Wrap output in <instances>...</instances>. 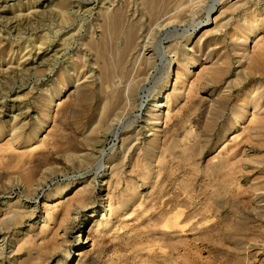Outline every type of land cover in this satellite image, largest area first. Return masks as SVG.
Returning a JSON list of instances; mask_svg holds the SVG:
<instances>
[{
	"label": "rangeland",
	"instance_id": "374dc122",
	"mask_svg": "<svg viewBox=\"0 0 264 264\" xmlns=\"http://www.w3.org/2000/svg\"><path fill=\"white\" fill-rule=\"evenodd\" d=\"M61 1L64 2L63 0H0V14L5 15V17L0 20V35L3 36L5 41V45L0 49V103L3 105V107H0V123L2 126L5 124L3 127H5L4 131H6L4 136L0 138V214L2 213L0 215V264H73L75 258L74 250L76 249V238L79 234V222L86 212L94 210V207H98V203L100 205V202L102 201L99 196L100 187L104 180H107V173L104 170L105 168L99 170L96 169V162L90 164L86 162L81 163L76 157L68 158L66 155V149L69 150L71 147L74 148L78 146V141L82 140V133L84 129H88L91 118H93V115L97 111L98 104L100 103L102 90L106 88L108 82L113 85L112 87L109 83L112 88L118 89H122V87L124 88L127 85L126 83L131 79V74H135V71L137 70L136 66L139 67L138 58L140 56L138 55L145 50V47L146 58H144L143 62H140L141 66L138 68L139 70H137L138 74L136 73L137 76L135 75L137 78L134 76L137 80L140 78L138 82L139 87L141 88H139V93L135 94L134 100H136L131 104V107H127L123 110L121 109L120 112H123L127 117H130V121L132 120L133 122L130 123L127 121L124 124L122 127V136L123 134H127V132H129L128 134H131L137 130H140L142 133L139 138L141 137L142 139L143 136H147L149 131H147L146 128L145 116L148 109H151L155 104L154 100H156V95L160 89L162 90L167 87L168 84V90L170 91L174 81V62L176 60H174V52L171 51L172 49H170V47L175 45L177 47V53L182 55V51L187 50V43L189 42L191 43L190 47H194V50H189L188 53L196 51L195 54L197 53V56L201 57L203 61H207L205 64L199 66L201 68L204 67L203 69H205L206 73L200 81H196L198 87H195L194 89L197 88L196 90L198 91L199 96L195 93L194 96L197 99H195V97L194 99L192 98L191 102L193 103H190V106L188 105V107L187 105L185 107L184 105H180L183 100H181L182 102H179V106L176 105L177 108L175 109L180 108L181 110H178L179 112L176 111L175 115L178 120L181 119V122L177 126V129L174 130L171 137L174 138L172 139L173 141L178 142H173L175 145L181 144L180 146H174V144L171 143L174 151L166 154L167 161L170 162L168 163L166 173H163L161 176V178L164 177L162 180H165L168 176L166 178L167 181L164 182V189L151 190L150 185L147 184L141 185L140 188L142 189H139V194L138 192L133 193V190L129 189L130 191L128 190L127 192L130 195L131 202L125 209L126 212L124 217L115 220V228L117 230L115 229L116 233H114L116 235H120L121 233L120 237L122 238L120 240H123L120 241L118 240L119 238L114 240L113 237L111 238L110 234L108 236V233L104 232V234H101V236L99 235V237H97L98 234L91 233L90 237H92V240L94 238L95 241H90L85 245V255L83 254V257L79 256L75 264H135L138 258H145L147 255V257H150L151 259V256L153 255L152 253H154V255L156 254L154 251H157V253L159 251L166 255L170 251L169 246H161V244L157 242L155 243V240L152 239L159 237L154 235H159L158 229L160 230L162 227L171 230L177 229L180 238L183 237L187 239H181L182 241L187 242L176 243V247L178 248L174 251L177 258V264H263L264 130L263 127L261 130L259 127H253L249 123L248 118L251 113L254 111L256 112L252 105L249 106V111L247 113L248 118L241 120V122H237L235 119L238 117V110L240 109L241 104L246 101L244 98L246 94H251V96H253L256 92V94L259 95L262 93L260 96L264 95V59L262 60L264 56L261 58L263 64L261 67L259 66L261 64L259 61L260 64H258V62V66H253L256 68L253 69L254 72L250 71L251 69L247 71L244 66L247 67L250 64L249 59L245 58L247 56H241L238 58L234 54L235 50H233V41L234 37L240 35V33L237 32V29L239 28L238 23L240 21V23H242L244 18H247L249 14L251 15L250 12L254 13L255 10L258 15L264 13V0H225L229 5L234 2L236 4L242 3V6L237 7L236 10L231 9L228 12L227 17L223 18V20L221 19V21H218L217 23L213 21V19L217 15L215 12L220 9L218 8L220 6L219 1L222 0H201V2L198 0L199 3L198 1L196 2V0H181L182 2L178 0H65L66 2L69 1V3L67 2L68 5L65 9L66 14L64 15L59 13L58 5L62 3ZM177 1L179 2L178 6ZM197 3L201 7L198 6V8ZM217 5V8L212 9L213 6ZM180 7H182V10H184L185 13H179L182 11ZM183 7L187 10L183 9ZM190 7H195L194 12L193 9H191L192 13L191 11H188ZM209 8L211 10H209ZM208 10L210 12H208ZM110 13H113V15L121 14L120 16H122L123 20L125 19V23L128 24L127 27L130 28V31L133 34L132 37L136 36L137 38V43L134 44V47H130L132 51H128L129 56L127 55L126 57L128 58H125L124 60L126 63L125 65L123 63V70L122 68L120 69L121 66L117 69L119 62L121 63V61L115 59H118L117 52H120V47H123L122 50L124 51L130 42L125 33H120L122 29L119 31V28L116 30L112 26L109 27L111 24L109 23V20L106 19H108V14ZM210 13L212 16H210ZM50 14L52 15L50 16ZM174 15L175 17L177 15L181 16L179 18L177 16V20L173 17ZM26 16L28 18H26ZM191 16H194V19ZM110 17L111 14L109 18ZM171 19H175V21H172ZM169 20L171 22L168 24ZM103 23H107L108 25H104ZM103 27L106 30H104ZM107 29H109V31ZM214 29L217 30V32L213 31ZM209 31L211 33L208 34L207 32ZM115 33H117L118 36L117 34L115 35ZM202 33H205L204 35H206V37L202 39L205 42L202 41L203 45L198 44L201 47L200 48L198 45H194L193 42L201 36L203 37ZM232 33L233 35H237L233 36ZM262 34L264 35V30L261 34L259 33V35H256L257 37L254 38L255 42L249 44V47L257 45L256 41L263 38ZM241 35L243 34L241 33ZM244 37H246V35H243V39ZM101 39H103V41ZM98 40L101 42L99 41L100 43H98ZM123 42H125V44H123ZM95 43H97V45ZM103 44L104 48L102 46ZM101 46L102 49L100 50L104 49L106 52V55L103 54L104 51L101 52L105 58L99 53V47ZM115 46L116 48L114 50ZM195 47L198 48L196 49ZM122 50L120 53L123 52ZM109 51H111V53ZM164 51H166V54L163 53ZM111 57H114L115 59H112ZM226 57L227 61H225ZM96 58L99 59L96 60ZM220 58H224L228 67H225L224 65L220 69L222 66L219 65V62L221 61L219 60ZM212 61L217 63V67ZM27 62L32 63L29 65V73L23 72L24 69L22 67ZM112 62H114V64ZM211 62L214 64L215 69L219 68L218 70H222L221 73L217 71V74H212L211 71L208 70L210 67H213ZM40 63L42 65H39ZM247 63L249 64L246 65ZM37 66L44 68L41 72H37ZM199 67H192V70L195 72L200 71L201 68ZM60 70L70 80V85H68L67 88L65 83H59L56 79ZM256 70H258L257 73L262 71L263 74H257ZM126 76L128 77L126 78ZM111 77L113 78L112 82L110 80ZM119 79L121 80V83L119 82ZM158 80L161 81L157 82ZM168 81L170 82L167 83ZM63 84L65 86H63ZM100 85L105 87L101 90ZM144 86H146L148 90H142ZM72 88L75 90L73 91ZM77 88L78 90H76ZM58 90L59 92L61 90V93H58ZM69 90L73 91V93L77 91L72 94L73 96H76H70L72 101L70 98H67V95L70 93ZM53 94H56L57 98L48 106V101ZM64 98L72 102L69 101L71 103L69 105H67L68 103L66 102V105L69 106L68 110L67 106L65 107L66 110L64 108V101H66ZM263 101L262 104H264ZM191 104L193 108L191 107ZM57 107L60 109L58 110ZM61 107H63L64 111H62ZM45 109H48L51 112V117L45 120L43 128L40 131V138L47 135V132L51 128L53 129L52 125H58L59 122L60 126L58 125L57 130L62 132L64 129L63 132L65 133L68 129V133L63 134L62 132V137L65 135L68 138L58 137V139L60 138V141L58 140L60 143L58 142V144L55 143L54 145L53 142V144H51L52 146H47L46 150H44V154L48 155V157L46 156L48 159L45 156L42 157L43 154L41 156L43 160L41 157V159L36 157V160L38 158L36 162L35 158H33L36 163L34 160H31V162L25 167V165L18 164L16 161L17 159L14 157L15 155L11 154L13 151L16 152L24 149L15 141H12V145H9L12 133L11 126L16 121L22 120L21 122L28 123L25 132H31L33 128L40 124V121H43L44 117L42 111ZM55 109L62 113H57V115H55ZM66 111L68 112L66 113ZM261 111H263V109ZM58 114H60V118ZM26 116L27 118H25ZM54 120H56L57 123ZM232 122L234 124H239V126L235 128L236 130L233 129L235 130L234 133L232 132L233 130H229L228 127ZM117 123L118 120H115L114 123H111L112 126L111 128L109 127L110 130L107 129L105 132H101L102 135L99 133V136L101 137L99 139L103 140L98 146L100 149L96 147L98 150L94 148L92 150L90 149L91 152L90 150H87L88 152L82 151L79 153L83 154L87 152L92 154L93 158L96 159L100 155L99 152L102 149H105L106 151L109 150L107 151L109 155L107 154L106 158L112 156L114 153L110 152V150L118 147L121 144L120 142L122 139L121 136V138L115 137L114 128L117 126ZM80 124L82 126H80ZM61 126L63 129H61ZM186 134H189L188 139H186ZM236 134L238 135L237 139H240L238 141L242 148V153L240 155L242 159H240L241 157H238V161L235 162L236 165L232 166L235 164L233 163L230 165V168H227V165L221 166L220 161L227 157L224 155H227V148H231L230 146L232 145V141L236 137ZM248 135L251 138H248ZM7 139L10 142H8ZM65 140L68 141V143ZM182 143H185L186 145ZM138 145L140 147L142 144L140 143ZM187 145H189L190 149ZM223 145L226 147V150ZM10 147H12L11 150ZM13 148L15 149L13 150ZM136 148L138 147H135L134 150ZM184 149L187 150L184 151ZM47 150L50 153H48ZM133 151L130 152L125 168L123 169L124 172L122 174L124 176L122 175L123 177H120L122 181L121 189L120 187L111 189L113 196H116L117 198L119 197L118 193H121L123 191L122 189L126 187L124 177L131 174L134 179H137L136 174L130 173V168L133 166ZM45 152H47V154ZM135 152H137V149ZM172 152L174 156H177H172ZM121 154L115 157L116 160L121 158ZM170 154L172 158H169L171 157L169 156ZM211 156L213 157L212 159ZM246 156H248V158ZM130 161L132 163H130ZM171 161L173 162L171 163ZM209 161H214V165L212 166V162L210 164ZM174 162L177 165L174 164ZM215 162H217L219 166ZM193 163L196 166H193ZM237 163H240L241 166L237 165ZM172 164H174V166ZM207 165H209L208 167L212 166L211 168L215 167L216 170L210 168L208 170ZM231 166L233 169H231ZM235 166L237 169L238 167L241 169L237 170L235 168V171ZM174 168L177 171H172ZM28 170H33L35 173V186L33 187H29L28 184L24 182L23 175L27 173ZM231 170H234L237 174L234 173V171L233 173L235 175L233 173L231 174ZM167 173L169 174L167 175ZM83 180L91 181L94 195L100 201L97 202L94 207L92 206L84 209V207L77 204L72 208L71 215L73 214V216L71 217L72 219L74 217V220H72V226L74 229L69 235H67L66 240L69 238L68 241H65L64 245L58 248L56 252L51 249V244L47 245V247L50 246V249L46 248V250H42L41 247L46 245L42 243V240H39L34 244H25V240L28 237L27 234L30 230L28 224H33L36 220H39L31 228H34V226L40 227L42 223H44L43 220L48 219V217L43 219L44 207L46 202H49L52 205V203L57 200V189L60 186L66 187L72 182H76L77 184L81 183ZM185 180L187 182H185ZM182 181L183 183L189 182L190 185H193L189 187L190 189H182L180 188V183L183 184ZM161 182L163 184V181ZM189 184L187 185L189 186ZM216 191L219 193L222 192L223 195L220 193L222 198L216 197ZM114 193H116V195ZM157 193L159 194V199L156 198ZM153 194L155 196H153ZM188 194L191 199L187 196L190 200H186L185 202L184 198H187L185 196ZM173 196H178L177 200H173L171 198ZM117 198L116 200L118 201ZM157 199L158 202L156 203ZM165 200L166 202L168 200L174 202L173 204L171 202L168 204ZM178 200L179 203L177 202ZM114 201L115 199L112 197V203L115 206L117 201ZM17 205L20 208L24 207L26 209L22 210V208L20 209ZM172 207L174 210L172 209V213L169 214H171V217H175L174 222L167 223L164 220L161 221L157 218L158 216L155 215L160 211L159 208L161 210L162 208L163 210H170ZM9 210L11 213H8ZM12 210L16 211L15 213H17V211H22L21 213H23L22 216L24 218L22 217L21 220H17L16 216H13L14 212ZM154 210L155 212L157 210V212L155 213ZM141 212H143L142 215H139ZM5 213L8 214L5 215ZM108 214L109 212L106 217ZM152 216L160 220V222L157 220L159 224L158 222L157 224L153 223L155 222V219ZM34 217L37 218L35 219ZM221 219L224 220V223H221ZM41 220L43 222H41ZM125 221L127 222L126 225L124 224ZM56 223L57 222H53L52 225H56ZM150 223L155 224V226H153V224L151 226ZM209 223L211 225H209ZM212 226L213 228L214 226L218 227L217 231L219 232L217 233L219 235H216L215 228H212L213 230H211ZM201 228L213 231L216 236L213 235V232L211 233L212 236L209 235L210 238L206 237L208 234H205L206 236L204 234V236L199 234L198 230ZM131 229L134 236L132 232L131 235L128 232ZM126 232H128L129 235ZM197 233L201 237L196 236ZM135 234H139V237ZM135 236L138 237V242H136L137 240ZM202 236L204 238H202ZM218 236L219 238H222L219 239ZM23 237L26 239L24 240ZM142 239L144 240L142 241ZM212 239L215 240L213 241ZM21 240L24 241V244H21L22 246L25 245L24 247L20 245ZM140 240L143 242L141 245H134L138 244ZM92 242L94 244H91ZM236 243L241 248L239 247V249H237L235 247ZM18 244L22 247L19 246L21 249H17ZM30 244H32V246ZM176 250L178 252H176ZM149 254L152 255L149 256ZM182 258H184V260Z\"/></svg>",
	"mask_w": 264,
	"mask_h": 264
},
{
	"label": "bare ground",
	"instance_id": "6f19581e",
	"mask_svg": "<svg viewBox=\"0 0 264 264\" xmlns=\"http://www.w3.org/2000/svg\"><path fill=\"white\" fill-rule=\"evenodd\" d=\"M64 2H62L61 4H59L58 5V8H59V13H61V14H66V11H65V9H66V7H67V5H68V3H69V1H65V0H63ZM178 1H181V0H178ZM177 1V6H178V2ZM198 0H196V2H197ZM227 1V0H226ZM225 0H222V1H219V4H220V6L218 7V5L217 6H213L212 7V9L213 8H220L219 10H217L215 13H217V15L214 17V19H213V21H215L216 23L218 22V21H221V19L223 20V18H225V17H227V15H228V12L231 10V9H234V10H236V8L237 7H239V6H242V3H238V4H236V3H232V2H230V3H232V4H228L227 2H226ZM241 1V0H240ZM71 2V1H70ZM114 2V1H113ZM182 2V1H181ZM195 2V1H194ZM200 2H201V0H200ZM204 2V1H203ZM218 2V1H217ZM246 2V1H245ZM59 3V2H58ZM186 3V2H185ZM185 3H183V4H185ZM191 3H192V1H191ZM191 3H189V4H191ZM198 3H199V1H198ZM197 3V4H198ZM216 3V2H215ZM244 3V2H243ZM194 4V3H193ZM210 4V3H209ZM107 5V4H106ZM175 5H176V3H175ZM214 5V4H213ZM176 6V7H177ZM185 6V5H184ZM186 6H188V5H186ZM190 6V5H189ZM201 7L199 4L197 5V7ZM203 6V5H202ZM212 6V5H211ZM175 7V8H176ZM195 7H196V5H195ZM194 7V8H195ZM198 7V8H199ZM55 8V7H54ZM57 8V7H56ZM120 8V7H119ZM181 8V10H182V7H180ZM188 8V7H187ZM194 8L192 7H190V9L188 10V11H191V9H193V12H194ZM108 9H110V8H108ZM115 9V8H114ZM183 9H186V8H184L183 7ZM202 9V8H201ZM205 9H207V8H205ZM258 9V8H257ZM55 10V9H54ZM179 10V9H178ZM187 10V9H186ZM185 10V11H186ZM197 10V9H196ZM209 10H211L210 8H209ZM208 10V12H210ZM259 10V9H258ZM100 11V10H99ZM112 11V10H111ZM118 11V10H117ZM171 11V10H170ZM169 11V12H170ZM174 11V10H173ZM180 11V10H179ZM114 12H116V11H114ZM185 13L184 12V10H182V11H180L179 13ZM187 12V11H186ZM200 12V11H199ZM207 12V11H206ZM257 11L255 10V12L253 13V12H250L251 13V15L249 16L248 15V17L247 18H244V21H242V23H238L239 24V28L237 29V32L238 33H240V35H235L236 37H234V43H233V45H234V49L233 50H235V52H234V54L239 58V57H241V56H247V57H245V58H247V59H249V62H250V64L249 63H247L246 65H248L247 67L246 66H244L246 69H247V71L248 70H250V71H252V72H254L253 71V69L256 67V66H258V64H260V62H261V58H262V56H264V35L262 34V37L263 38H261L259 41L257 40L256 41V43H257V45H255V46H252V47H249V44H251V43H253V42H255V40H254V38H256L257 36L256 35H259V33L261 34V32L264 30V13H262V14H260V15H258V13H256ZM259 12V11H258ZM102 13V12H101ZM109 13V12H108ZM191 13H192V11H191ZM110 14H111V17L109 18V16H110ZM110 14H108L109 16H108V19H106V20H109V23L111 24L109 27H114L116 30H118V28H119V31H120V29H122L121 31H120V33L121 32H123V34L125 33L126 35H127V39L129 40V42L130 43H128V41H127V43H128V46H126V49H125V46H124V51L122 50V48L120 47V49L123 51L122 53H120L121 52V50H120V52L118 53L117 52V54H118V59H115L114 57V59L115 60H118V61H121V63L119 62V65L117 66V69H119L118 67H120V69L122 68V70H123V63H124V65H125V58H128V57H126L128 54H129V52L128 51H132V49L130 48L131 46H133L134 47V44H136L137 43V38H136V36H134V37H132L133 36V34H132V32L130 31V28H128L127 26H128V24L127 23H125V19L123 20V18H122V16H120V15H113V13H110ZM116 14V13H115ZM117 14H119V13H117ZM52 14H50V16H51ZM104 15V14H103ZM105 15H107V14H105ZM172 15H173V13H172ZM179 15V14H178ZM177 15V16H178ZM181 15H183V14H181ZM180 15V16H181ZM213 15H214V13H213ZM176 16V17H177ZM180 16H178V18L180 17ZM196 16V15H195ZM210 16H212V14L210 13ZM5 17V15H2V14H0V20L1 19H3ZM123 17H124V15H123ZM169 17H171V16H169ZM173 17H175V15L173 16ZM175 17V18H176ZM187 17V16H186ZM192 18L194 17V16H191ZM209 17V16H208ZM26 18H28L27 16H26ZM69 18V17H68ZM169 19V18H168ZM177 19V18H176ZM182 19V18H181ZM187 19H188V17H187ZM194 19V18H193ZM193 19H192V21H193ZM27 20V19H26ZM62 20V19H61ZM166 20H167V18H166ZM172 21L174 20L175 21V19H171ZM178 20V19H177ZM186 20V19H185ZM102 21V20H101ZM163 21V20H162ZM30 22V21H29ZM104 22H106V21H104ZM168 22V21H167ZM171 21L169 20V22H168V24L170 23ZM177 22V21H176ZM102 23V22H101ZM100 23V24H101ZM108 23V22H107ZM105 24V23H103L104 25H108V24ZM129 23V22H128ZM161 23V22H160ZM174 23V22H173ZM201 23V22H200ZM221 23V22H220ZM162 24V23H161ZM165 24V23H164ZM237 24V25H238ZM158 25V24H157ZM198 25V24H197ZM220 25V24H219ZM103 26V25H102ZM133 26V25H132ZM162 26V25H161ZM216 26V25H215ZM101 27V26H100ZM105 27V26H104ZM103 27V28H104ZM107 27V26H106ZM221 27V26H220ZM235 27V26H234ZM131 28H133V27H131ZM214 28V27H213ZM236 28V27H235ZM102 29V28H101ZM135 29V28H134ZM218 29V28H217ZM104 30H106L105 28H104ZM108 31H109V29H107ZM219 30V29H218ZM236 30V29H235ZM119 31H118V33H119ZM133 31V30H132ZM136 31V30H135ZM208 31V30H207ZM212 31V30H211ZM213 31H215V32H217V30H213ZM105 32V31H104ZM111 32V31H110ZM109 32V33H110ZM117 32V31H116ZM189 32V31H188ZM205 32V31H204ZM133 33H135V32H133ZM186 33V32H185ZM206 33V32H205ZM204 33V34H205ZM208 34L209 33H211L210 31L209 32H207ZM241 33L245 36L246 35V37H244V39H243V35H241ZM107 34V33H106ZM117 33H115V35H116ZM137 34V33H136ZM187 34V33H186ZM203 34V33H202ZM203 34V37L201 36L200 38H198L195 42H193L194 43V45L196 44V45H198V44H202V39L204 38V37H206V35H204ZM108 35V34H107ZM111 35V34H110ZM109 35V36H110ZM125 35V36H126ZM232 35H233V33H232ZM233 35V36H234ZM117 36H118V34H117ZM102 37V36H101ZM112 37V36H111ZM113 37H114V35H113ZM116 37V36H115ZM138 37V36H137ZM124 38H126V37H124ZM139 38H140V36H139ZM138 38V39H139ZM233 38V37H232ZM103 39H104V37H103ZM103 39H101L102 41H103ZM208 39V38H207ZM100 40H98V43H100L99 42ZM147 41V40H146ZM194 41V40H193ZM211 41V40H210ZM87 42V41H86ZM126 42V41H125ZM125 42H123V44H125ZM149 42H150V40H149ZM204 42V41H203ZM209 42V41H208ZM103 43H105V42H103ZM126 43V44H127ZM205 43V42H204ZM255 43V44H256ZM96 45H97V43H95ZM133 44V45H132ZM5 45V41H4V38H3V36L2 35H0V49L3 47ZM96 45H95V47H96ZM144 45V44H143ZM150 45V44H149ZM203 45V44H202ZM61 46V45H60ZM93 46V45H92ZM103 46V48H104V44L102 45ZM102 46L101 47H99V53L101 54V56H103V54L104 55H106V52H105V50L103 49V50H100V49H102ZM119 46V45H118ZM191 46V43L189 42V43H187V47L188 48H186L187 50H185V51H182L183 53H182V55L180 54V53H177V47L175 46V45H173L172 47H170V49H172L171 51L172 52H174V60H176L174 63H175V68H174V71H175V76H174V81H173V83H172V86H171V89H170V91L168 90V84L167 83H169L170 81H168L166 84H167V87H165V88H163L162 90L160 89V91L158 92V94L156 95L157 97H156V100H154V105H153V107L151 108V109H148V112H147V114H146V116H145V123H146V128H147V131H149V134L147 135V136H143L142 137V139H141V137L139 138V136L142 134L141 133V131L140 130H137L136 132H134V133H131V134H128L129 132H127V134H123V136H122V132H123V129H122V127L124 126V124L128 121V122H130V123H133L132 122V120L130 121V117H127L123 112L121 113L120 112V110L122 109H126L127 107H131V104L133 103V102H135V100H134V97H135V94L136 93H139V88H141V87H139V82H138V80L140 79H136L137 77V75H136V73L138 74V72H137V70H139L138 68H140V62L142 61H144V58H146L145 57V51H146V47L144 48L145 50L143 51V52H141L138 56H140L139 58H138V61H139V67L138 66H136L135 68L137 69L136 71H135V74L134 73H132L131 74V79H129L128 80V83H126L127 85L123 88L122 87V89H118V88H112L113 87V85L110 83V82H108V84L110 83L111 85H112V87L110 86V84L108 85L106 82V84H107V86H106V88H104L103 90H102V88L103 87H105V86H101L100 88H101V90H102V93H101V97H100V103L98 104V107H97V111L95 112V114L93 115V118H91V122H90V125H89V127H88V129L87 130H85L84 129V131H83V136H82V140H80V141H78V146H76V147H74V148H70L69 149V147H68V149L69 150H67L66 149V151H67V157L68 158H77L78 160H80V162L81 163H94V162H96V166H97V168L96 169H101V168H105L104 170L106 171V173H107V180H104V182L101 184V189H100V197H101V199H102V201L100 202V205H99V203H98V207H94V205L97 203V202H99L100 200H98L96 197H95V195H94V189H92V183H91V181H82L81 183H76V182H72V183H70V184H68L66 187H59L58 189H57V193H56V199L57 200H55L53 203H52V205L49 203V202H46V204H45V207H44V217H43V219H46L47 217H48V219H46V220H43L44 221V223H42V225L40 226V227H38V226H34V228H31L35 223H37L39 220H36V222H34L33 224L32 223H30V224H28V227L30 228V230H29V233L27 234L28 235V237H27V239L25 238V237H23V239L25 240V244H28L29 245V243H35V242H38L39 240H42V243H44V244H46L45 246H42L41 248H42V250H46V248H48V249H50L49 247H47V245H49V244H51V249H53V251H55L56 252V250L58 249V248H60V247H62L63 245H64V242L65 241H68V239L66 240V237H67V235H69L72 231H73V226H72V223H73V221L72 220H74V217H73V219H72V217L71 216H73V214L71 215V212H72V208L75 206V205H81L82 207H84V209L85 208H89V207H94V210H92V211H88V212H86V214L84 215V217L81 219V221L79 222V224H80V226L78 227V232H79V234L77 235V238H76V249L74 250V261H73V264H75V262L77 261V258L79 257V256H82L83 254L85 255V250H84V247H85V245L87 244V243H89L90 241H93L94 240V238H93V240H92V237H90V234L91 233H94V234H98L97 235V237H99V235L101 236V234L103 235L104 233H108V236H109V234L111 235V238L113 237L114 238V240L115 239H118V240H120L122 237H120V235H121V233H120V235H116L115 233H116V228H115V226H116V219H118L119 220V218L120 219H122L123 217H124V215H125V212H126V208L128 207V205L130 204V202H131V199H130V195H129V193L127 192L129 189L131 190H133V193H137L138 191H139V189H142V188H140L141 187V185H143V184H147V185H150V188H151V190H153V189H164L163 187H164V182L165 181H167V177L165 178V180H162V178L164 179V177H162L161 178V176L163 175V173H166V169H167V166H168V163L170 162H168L167 161V158H166V154L168 153V152H171V151H174L173 149H172V145H171V143L172 144H174L176 141H173L172 139H174L173 137H171V135L174 133V130H176L177 129V126L180 124V122H181V119L180 120H178L177 119V116L175 115V113H176V111H178V110H181L180 108H178V109H175V108H177V106L176 105H178L179 106V102L181 101V100H183V102L182 103H180V105H184V107L187 105V107H188V105L190 106V103H193V102H191L192 101V98L194 99V93L195 94H197L198 95V91L196 90V89H194L195 87H198L197 86V82L196 81H200L202 78H203V76H204V74L206 73V71H205V69H203L204 67H199V66H201L202 64H205L207 61L206 60H204L203 61V59L201 58V57H199V56H197V53L195 54V52L196 51H194L193 53H188V51L189 50H194V47H190ZM199 46V45H198ZM94 47V48H95ZM107 47V46H106ZM200 47V46H199ZM233 47V46H232ZM93 48V49H94ZM97 48V47H96ZM115 48H116V46L114 47V50H115ZM167 48V47H166ZM196 48V47H195ZM198 48V47H197ZM196 48V49H197ZM201 48V47H200ZM92 49V50H93ZM107 50H109V49H107ZM112 50H113V48H112ZM166 50V49H165ZM206 50V49H205ZM102 51H104V53L102 54L101 52ZM117 51V50H116ZM148 51V50H147ZM168 51H170V50H168ZM170 51V52H171ZM198 51H199V49H198ZM110 53H111V51H109ZM115 52V51H114ZM166 51H164L163 53H165ZM204 53V52H203ZM202 53V54H203ZM31 54V53H30ZM113 54V53H112ZM116 54V55H117ZM153 54V53H152ZM166 54V53H165ZM164 54V55H165ZM173 55V54H172ZM171 55V56H172ZM206 55V54H205ZM25 56V55H24ZM23 56V57H24ZM46 56V55H45ZM97 56V55H96ZM107 56H108V54H107ZM113 56V55H112ZM129 56V55H128ZM34 57V56H33ZM98 57V56H97ZM104 58H105V56H103ZM115 57H117V56H115ZM10 58V57H9ZM112 58V57H111ZM112 58V59H113ZM171 58V57H170ZM243 58V57H242ZM97 59H99V58H96V60ZM111 59V60H112ZM150 59V58H149ZM227 59V57L225 58V61H227L226 60ZM228 59H229V57H228ZM264 59V57L262 58V60ZM43 60V59H42ZM101 60V59H100ZM109 60V59H108ZM219 60H221L220 62H221V64H220V62H219V65H222L221 67H220V69L225 65V67L228 65L227 64V62H225L224 61V58L223 59H219ZM230 60V59H229ZM11 61V60H10ZM113 61V60H112ZM167 61V60H166ZM260 61V62H259ZM137 62V61H136ZM213 62V61H212ZM211 62V63H212ZM218 62V61H217ZM229 62V61H228ZM238 62H239V59H238ZM259 62V63H258ZM13 63V62H12ZM39 63V62H38ZM108 63H109V61H108ZM113 64H114V62H112ZM163 63V62H162ZM213 63H215V62H213ZM211 64L213 67H210L208 70H210L211 71V73L212 74H217L218 72H220L221 73V71L222 70H218L219 68H214V64ZM258 63V64H257ZM30 64H32L31 62H27V63H25L24 64V66H22L23 67V72H25V73H29V65ZM107 64V63H106ZM116 64H117V62H116ZM122 64V65H121ZM142 64H144V63H142ZM146 64V63H145ZM257 64V65H256ZM264 64V63H263ZM262 64V62H261V64L259 65L260 67H261V65H263ZM39 65H42L41 63L39 64ZM109 65V64H108ZM107 65V66H108ZM137 65V64H136ZM164 65V64H163ZM191 65H193V66H191ZM210 65V64H209ZM215 65H216V67H217V63H215ZM28 66V67H27ZM146 66V65H145ZM144 66V67H145ZM253 66H255V67H253ZM264 66V65H263ZM192 67H199V68H201L200 69V71H194V70H192ZM207 67H208V65H207ZM228 67V66H227ZM44 67H40V66H37L36 67V71L37 72H41L42 71V69H43ZM244 68V69H245ZM46 69V68H45ZM105 69V68H104ZM163 69V68H162ZM165 69V68H164ZM224 69V68H223ZM256 69V68H255ZM257 69H259V68H257ZM263 69H264V67H263ZM262 70V69H261ZM218 71V72H217ZM257 71L258 70H256V73H257ZM263 71V70H262ZM258 72V73H261V74H263V72ZM18 72V71H17ZM132 72V71H131ZM141 72V71H140ZM142 72H144L143 70H142ZM164 72V71H163ZM208 72V71H207ZM251 72V73H252ZM36 73V72H35ZM257 73V74H258ZM141 74V73H140ZM144 74H145V72H144ZM15 75H16V73H15ZM136 75V76H135ZM143 75V74H142ZM146 75H147V73H146ZM149 75V74H148ZM161 75V74H160ZM18 76V75H17ZM107 76V75H106ZM136 78H135V77ZM141 76V75H140ZM108 77V76H107ZM107 77H103V78H107ZM121 77V76H120ZM128 76H126V78H127ZM193 78V80H192V78ZM102 78V79H103ZM109 78V77H108ZM122 78V77H121ZM56 79H57V81L59 82V83H65V85H66V88L68 87V85H70L69 83H70V80L61 72V70H60V72H59V74H58V76H56ZM112 77H111V82H112ZM157 79H161V78H157ZM104 80V79H103ZM106 80H109V79H106ZM105 80V81H106ZM145 80V79H144ZM147 80V79H146ZM192 80V81H191ZM118 81V80H117ZM154 81V80H153ZM156 81V80H155ZM159 81H161V80H158L157 82H159ZM119 82L121 83V80L119 79ZM195 82V83H194ZM102 83V82H101ZM118 83V82H117ZM116 83V84H117ZM197 83V84H196ZM104 84V83H103ZM105 84V85H106ZM114 84V83H113ZM64 84H63V86H65ZM115 85V84H114ZM119 85V84H118ZM124 85V84H123ZM154 85V84H153ZM165 85V84H164ZM170 85V84H169ZM62 86V87H63ZM166 86V85H165ZM264 86V85H263ZM76 87H77V85H76ZM115 87V86H114ZM65 88V89H66ZM79 88H81V87H79ZM119 88H121V87H119ZM151 88V87H150ZM263 88V87H262ZM56 89V88H55ZM73 89V91L75 90L74 88H72ZM261 89V88H260ZM68 90V89H67ZM76 90H78V88L76 89ZM142 90H144V91H146V90H148L147 88H146V86H144L143 88H142ZM156 90V89H155ZM197 91V93H196V91ZM261 90H263V89H261ZM260 90V91H261ZM73 91H70L69 90V94L67 95L68 97V99L70 98V96L72 95V94H74L75 92H77V91H75L74 93H73ZM80 91V90H79ZM83 91V90H82ZM169 91V92H168ZM52 92V91H51ZM58 93H61V90H60V92H59V90H58ZM84 93V92H83ZM151 93V92H150ZM261 93V92H260ZM57 94V93H56ZM56 94H53L51 97H50V99H49V101H48V106L51 104V103H53V101L57 98L56 97ZM82 94V93H81ZM246 94V93H245ZM253 94V93H252ZM256 92L253 94V96H251V94L249 95V94H246V96L244 97L245 99H246V101L245 102H243L242 104H241V106H240V109L238 110V117H237V119H235L234 117V119L237 121V122H241V120H244V119H246V118H248L247 117V113H248V111H249V106L250 105H252L253 106V108L256 110V112L254 111V112H252L251 113V115H250V117L248 118V120H249V123H250V125L251 126H255V127H259L261 130H262V127H263V130H264V104H262V101L264 100L263 98H264V95H262V96H260L259 94H256ZM264 94V93H263ZM78 95H80V94H78ZM138 95V94H137ZM258 95V96H257ZM73 96V95H72ZM74 96H76V95H74ZM73 96V97H74ZM199 96V95H198ZM60 97V96H59ZM66 97V96H65ZM47 99V98H46ZM65 100H66V98H64ZM66 100V101H64L65 102V104H64V108L67 106V105H69V104H71L72 102V98H70L71 99V101L70 100ZM195 99H197L196 97H195ZM199 99V98H198ZM203 99H205V98H203ZM202 99V100H203ZM62 100V99H61ZM77 100H78V98H77ZM80 100V99H79ZM63 101V100H62ZM71 103H70V102ZM205 101V100H204ZM66 102L68 103L67 105H66ZM164 102V103H163ZM196 102V101H195ZM264 102V101H263ZM54 103H56V102H54ZM58 103H60V102H58ZM62 103V102H61ZM204 104H206L205 102H203ZM63 104V103H62ZM197 104V103H196ZM55 105V104H54ZM60 105V104H59ZM176 106V107H175ZM0 107H3V105L0 103ZM68 107L69 106H67V110H68ZM182 107V106H181ZM191 107H192V104H191ZM203 107V106H202ZM58 108V110L60 109L59 107H57ZM62 108V111H64V109H63V107H61ZM193 108V107H192ZM252 108V109H253ZM164 109H166V110H164ZM263 109V111H261ZM65 110H66V108H65ZM183 110H184V108H183ZM186 111V110H185ZM190 111V110H189ZM68 111H66V113H67ZM126 112V111H125ZM179 112V111H178ZM177 112V113H178ZM182 112V111H181ZM180 112V113H181ZM55 115H57V113H62L61 111H57L56 109H55ZM63 113H65V112H63ZM179 113V114H180ZM186 113V112H185ZM92 114V113H91ZM189 114V113H188ZM42 115H43V117H44V119H43V121H40V124L38 125V126H36L35 128H33L32 129V131L31 132H28V133H26L25 131H26V128L28 127V123H23V122H21L22 120H20V121H14L15 123H13L12 124V133H11V137H10V139H11V142L8 140V142H10V144L9 145H12L11 143H12V141H15L17 144H19V145H21V147L22 148H24L23 150H18V151H16V152H14L13 151V153H11V154H14L15 156V158L17 159L16 161L18 162V164H22V165H25V167H26V165L29 163V162H31V160H34L33 158H35V160H36V157H38V158H40L43 154H44V150H46V148H47V146H50L51 144H53V142H54V145H55V143L56 144H58V142L60 141V138L58 139V137H62L63 136V134H65V133H68V129L66 130V132L64 133L63 131H64V129H63V127L61 128V129H63V134H62V132H60V131H58L57 129H58V125H59V123H58V125L57 124H55L54 126L52 125V127H53V129L51 130H49L48 132H47V135H45V136H43V138L41 139L40 138V131H41V129L43 128V124L45 123V120L46 119H48V118H50L51 117V112L48 110V109H45V110H43L42 111ZM62 115V114H61ZM65 115V114H64ZM182 115V114H181ZM58 116H59V118H60V114H58ZM64 117V116H63ZM65 117H66V115H65ZM25 118H27V116L25 117ZM62 118V117H61ZM134 118V117H133ZM180 118V117H179ZM181 118H182V116H181ZM84 119V118H83ZM90 120V119H89ZM115 120H118V123H117V126L114 128V132H115V137H117V138H119L120 136L122 137V139H121V144L118 146V147H115V148H111L112 150H110V152H113L114 154L112 155V156H108V158H106L107 157V151H109V150H105V149H102L99 153H100V155L96 158V159H94L93 158V156H92V154H89V153H87L88 151L87 150H92V149H94V148H99L98 146L103 142V140L102 139H99V138H101L100 136H99V133H101V132H105L107 129H109V127L111 128V123L113 122L114 123V121ZM232 120V119H231ZM54 121H56V120H54ZM135 121V120H134ZM244 122V121H243ZM248 122V121H247ZM56 123H57V121H56ZM248 123V124H249ZM61 125H63V124H61ZM143 125V124H142ZM247 125V124H246ZM245 125V126H246ZM3 126H5V124L3 125ZM2 126V124L0 123V138L1 137H3L4 136V134H5V132L6 131H4V129H5V127H3ZM31 126V125H30ZM60 126V125H59ZM77 126V125H76ZM80 126H82L81 124H80ZM186 126V125H185ZM239 126V124L238 123H233L232 122V124L230 125V126H228L229 127V130H233V129H235V128H237ZM245 126H244V128H245ZM130 127V126H129ZM187 127V126H186ZM83 128V127H82ZM125 128H126V126H125ZM258 128V129H259ZM60 129V130H61ZM186 129V128H185ZM185 129H183V130H185ZM246 129V128H245ZM46 130V129H45ZM110 130V129H109ZM128 130V129H127ZM236 130V129H235ZM235 130H233L232 132L234 133L235 132ZM112 131V130H111ZM245 131V130H244ZM250 131V130H249ZM248 131V132H249ZM59 132V133H58ZM125 132V131H124ZM191 132V131H190ZM246 132V131H245ZM10 133V132H9ZM146 133V132H145ZM188 133V132H187ZM242 133H244V132H242ZM247 133V132H246ZM246 133H245V136H246ZM103 134H105V133H103ZM178 134V133H177ZM238 134V133H237ZM236 134V137L233 139V141H232V145L230 146L231 148H227L228 150V152H227V155H224V156H227L225 159H223V160H221L220 161V163H221V166L223 165V166H226L227 165V168L229 167L230 168V165H232L233 163H235L236 161H238V157H241L240 155H241V146H240V143H239V141L238 140H240V139H237V136L239 135H237ZM67 135H69V134H67ZM101 135H102V133H101ZM181 135V134H180ZM182 135H183V133H182ZM187 135V134H186ZM185 135V136H186ZM240 135H241V133H240ZM176 136H178V135H176ZM188 136H189V134L187 135V138L186 139H188ZM57 137V138H56ZM64 137L65 138H68L67 136H65L64 135ZM64 137H62V138H64ZM78 137V136H77ZM120 137V138H121ZM175 137V136H174ZM181 137H183V136H181ZM248 138H251V137H249V135L247 136ZM103 138H104V136H103ZM176 138V137H175ZM241 138V137H240ZM73 139V138H72ZM99 139V140H98ZM179 139V138H178ZM184 139V138H183ZM182 139V140H183ZM51 140H53V141H51ZM59 140V141H58ZM172 140V141H171ZM175 140H177V139H175ZM181 140V139H180ZM249 140V139H248ZM66 141V140H65ZM139 141H141V142H139ZM67 143H68V141H66ZM65 142V143H66ZM174 142V143H173ZM180 142V141H179ZM186 142V141H185ZM242 142V141H241ZM36 143H37V145H36ZM60 143V142H59ZM62 143V142H61ZM136 143H138V144H142L140 147H139V145L138 144H136ZM176 143H178V142H176ZM63 144V143H62ZM181 144V143H180ZM180 144H177V145H179L180 146ZM182 144H185V143H182ZM223 144H225V143H223ZM35 145V146H34ZM60 145V144H59ZM138 145V146H137ZM177 145H175L174 144V146H177ZM186 145V144H185ZM184 145V146H185ZM229 145V144H228ZM52 146V145H51ZM224 146V145H223ZM135 147H138V148H136L137 149V152H135L136 151V149L134 150V148ZM187 147L189 148V145H187ZM225 147V146H224ZM21 148V149H22ZM52 148V147H51ZM96 148V149H97ZM102 148V147H101ZM183 148V147H182ZM185 148V147H184ZM12 149V147H10V150ZM15 148H13V150H14ZM18 149V148H17ZM19 149H20V147H19ZM56 149V148H55ZM100 149V148H99ZM175 149V148H174ZM190 149V148H189ZM223 149V148H222ZM231 149V150H230ZM91 150H90V152H91ZM98 150V149H97ZM134 150V151H133ZM187 149H184V151H186ZM225 150H226V147H225ZM244 150V149H243ZM82 151H87L86 153H79V152H82ZM131 151H133L134 153V155L132 156V160H133V166L130 168L131 170H130V173H134V174H136L137 175V179H134L132 176H131V174H129V175H125L126 177H124V181H125V185H126V187L125 188H123L122 190V192L120 193H118L119 194V197L117 198L116 196H113V193H112V188L114 189H116V188H119L120 187V189H121V187H122V181H121V176L123 175L122 173L124 172L123 171V169L125 168V165H126V161H127V158H128V156L130 155V152ZM183 151V150H182ZM224 151V150H223ZM47 152H48V150H47ZM47 152H45L46 154H47ZM143 152V153H142ZM48 153H50V152H48ZM54 153V152H53ZM122 153V154H121ZM185 153V152H184ZM119 154H121V158H119V160H116V156L117 155H119ZM174 154H176V153H174ZM225 154V153H224ZM244 154V153H243ZM109 155V154H108ZM189 155H191V154H189ZM221 155V154H220ZM48 157V155H43L42 157ZM168 156V155H167ZM169 156H171V154L169 155ZM172 156H174L173 155V152H172ZM172 156L171 157H169V158H172ZM175 156H177V155H175ZM174 156V157H175ZM213 156V155H212ZM211 156V159L213 158ZM41 157V158H42ZM46 157V158H47ZM51 157V156H50ZM215 158H217L216 156H214ZM247 158H248V156H246ZM38 158H37V160H38ZM40 158V159H41ZM245 158V157H244ZM39 159V160H40ZM48 159V158H47ZM51 159V158H50ZM211 159H209V160H211ZM219 159V158H218ZM240 159H242V157L240 158ZM239 159V160H240ZM35 160H34V162H35ZM37 160H36V162H37ZM42 160H43V158H42ZM73 160V159H72ZM131 160V161H132ZM169 160V159H168ZM47 161V160H46ZM45 161V162H46ZM49 161V160H48ZM130 161V163H132ZM174 161H176V160H174ZM214 161H216V160H214ZM214 161H211L212 162V166L214 165ZM35 162V163H36ZM42 162V161H41ZM173 161H171V163H172ZM210 162V161H209ZM211 162H210V164H211ZM33 163V162H32ZM31 163V164H32ZM170 163V164H171ZM218 166H219V164L217 163V162H215ZM30 164V165H31ZM38 164V163H37ZM45 164V163H44ZM169 164V165H170ZM174 164H176L175 162H174ZM174 164H172L173 166H174ZM194 164V163H193ZM209 164V163H208ZM209 164V165H210ZM215 164V165H216ZM41 165V164H40ZM130 165V164H129ZM132 165V164H131ZM177 165V164H176ZM209 165H207V167L209 166ZM229 165V166H228ZM234 165H236V163L235 164H233L232 166H234ZM237 165H239V166H241L240 165V163L238 164L237 163ZM193 166H196L195 164L193 165ZM211 166V167H212ZM232 166H231V169H233L232 168ZM24 167V166H23ZM38 167V166H37ZM178 167V166H177ZM176 167V168H177ZM211 167H208V170H209V168L210 169H214V170H216L215 169V167L214 168H211ZM218 168V167H217ZM223 168H226V167H223ZM237 169V167L235 166L234 167V169ZM192 169H194V168H192ZM197 169V168H196ZM205 169V168H204ZM219 169V168H218ZM236 169H235V171H236ZM239 169H241L240 167H238V169L237 170H239ZM103 170V171H104ZM164 170H165V172H164ZM169 170H170V166H169ZM173 170H175V171H177L175 168L174 169H172V171ZM207 170V171H208ZM220 170V169H219ZM223 170V169H222ZM228 170H230V169H228ZM171 171V172H172ZM212 171V170H211ZM232 172H230L231 174L233 173V171L234 170H231ZM234 171V173H236ZM43 172V171H42ZM46 172V171H45ZM127 172V171H126ZM169 172V171H168ZM170 172V173H171ZM190 172H192V171H190ZM239 172V171H238ZM173 173V172H172ZM193 173V172H192ZM209 173V172H208ZM233 173V174H234ZM40 174H42V173H40ZM44 174V173H43ZM169 173H167V175H168ZM175 174V173H174ZM195 174V173H194ZM211 174V173H210ZM237 174V173H236ZM39 175V174H38ZM166 175V174H165ZM171 175V174H170ZM235 175V174H234ZM233 175V176H234ZM124 176V175H123ZM122 176V177H123ZM40 177V176H39ZM45 177V176H44ZM23 178H24V182L26 183V184H28V186L29 187H33V186H35L34 185V181H35V173L33 172V170H28V172L27 173H25L24 175H23ZM233 178V177H232ZM40 179H41V177H40ZM39 179V180H40ZM190 180V179H189ZM161 181H163V184H162V182ZM185 182H187L186 180H185ZM183 183V181H182V183L183 184H181L180 183V185H181V187L180 188H182V189H190L189 187L191 186V185H193V184H189V182L188 183ZM192 182V181H191ZM124 183V182H123ZM167 184V183H166ZM187 184H189V186L187 185ZM25 185V184H24ZM77 185V186H76ZM173 185V184H172ZM179 185V186H180ZM27 186V187H28ZM168 186V185H167ZM169 186H170V184H169ZM96 187V186H95ZM166 187V186H165ZM172 187V186H171ZM148 188V187H147ZM149 188V189H150ZM168 188V187H167ZM173 188V187H172ZM30 189V188H29ZM129 190V191H130ZM119 191H121V190H119ZM174 191V190H173ZM140 192V191H139ZM139 192H138V194H139ZM158 192V191H157ZM171 192H172V190H171ZM117 193V192H116ZM116 193H114L115 195H116ZM155 193H156V191H155ZM160 193H161V191H160ZM169 193H170V190H169ZM216 197H221L222 198V192H218V191H216ZM137 194V195H138ZM173 194H174V192H173ZM175 194H176V192H175ZM97 195V194H96ZM168 195V194H167ZM98 196V195H97ZM118 196V195H117ZM136 196V195H135ZM153 196H155L154 194H153ZM158 196H159V194L157 193V197L156 198H158ZM171 196V195H170ZM187 196H189V198H190V195L188 194V195H186L185 197H187ZM112 197H114V199H115V201H117L116 200V198L118 199V201L116 202V204H115V206L113 205V203H112ZM116 197V198H115ZM152 197V196H151ZM178 197V196H177ZM177 197L176 196H173V197H171L173 200L174 199H176L177 200ZM160 198V197H159ZM158 198V199H159ZM170 198V197H169ZM158 199H157V201H156V203L158 202ZM168 199V198H167ZM166 199V200H167ZM171 199V200H172ZM191 199V198H190ZM190 199H188V197L187 198H184V200H185V202H186V200H190ZM151 200H152V198H151ZM154 200V199H153ZM166 200H165V202H166ZM175 200V201H176ZM250 200V199H249ZM114 201V202H115ZM15 202V201H14ZM13 202V203H14ZM154 202V201H153ZM171 201L170 200H168L166 203H170ZM173 202L174 201H172L171 203L173 204ZM178 203H179V200L177 201ZM188 202V201H187ZM160 203V202H159ZM177 204V203H176ZM175 204V205H176ZM216 204V203H215ZM16 205V204H15ZM22 205V204H21ZM217 205V204H216ZM12 206H13V204H12ZM18 206V205H17ZM155 206V205H154ZM16 207V206H15ZM15 207H13V208H15ZM19 207V206H18ZM17 207V208H18ZM79 207V206H78ZM160 207H164V206H160ZM3 208V207H2ZM1 208V209H2ZM7 208H9V207H7ZM20 208V207H19ZM18 208V209H19ZM22 208V207H21ZM20 208V209H21ZM80 208V207H79ZM78 208V209H79ZM169 208V207H168ZM19 209V210H20ZM23 209H26V208H22V210ZM156 209V208H155ZM172 209L174 210V208L172 207V208H170V210H163V208H162V210L159 208V210L160 211H158L157 212V210H156V212H157V214H155L156 216H158L157 218L158 219H160L161 221H166L167 223H170V222H174V220H175V217H171V214H169V213H172ZM5 210H7V209H5ZM16 210V209H15ZM125 210V211H124ZM13 211V210H12ZM5 212V211H4ZM7 212V211H6ZM14 212V214H13V216L15 215L16 216V219L18 220V219H20L21 220V218L23 217L22 216V214L23 213H21V212H18L17 211V213H15L16 211H13ZM25 212V211H24ZM109 212V214H108V216L106 217V215H107V213ZM154 212H155V210H154ZM155 212V213H156ZM8 213H11L10 212V210H9V212ZM8 213H5V215H7ZM128 213V212H127ZM142 213L143 212H141V214H139V215H142ZM2 214V213H1ZM0 214V215H1ZM4 214V213H3ZM43 214V213H42ZM24 215H25V213H24ZM26 216V215H25ZM77 216V215H76ZM152 217H154V216H152ZM0 218H1V216H0ZM6 218V217H5ZM11 218V217H10ZM24 218V217H23ZM35 218V217H34ZM33 218V219H34ZM37 218V217H36ZM35 218V219H36ZM102 218V219H101ZM15 219V220H16ZM154 219H155V222H153V223H155V224H157V222L159 221L160 222V220H158V219H156L155 217H154ZM23 220V219H22ZM126 220H127V218H126ZM158 220V221H157ZM222 220V222L221 223H224V220L223 219H221ZM2 221V220H1ZM42 220H41V222H43ZM79 221V220H78ZM122 221V220H121ZM152 221V220H151ZM53 222H57L56 223V225L54 224V225H52L53 224ZM119 222V221H118ZM159 222H158V224H159ZM23 223V222H22ZM152 223V224H153ZM199 223V222H198ZM226 223V222H225ZM125 225L127 224V222L125 221V223H124ZM151 224V223H150ZM152 224H151V226H152ZM155 224H153V226H155ZM214 224H215V222H214ZM166 225V224H165ZM208 225V224H207ZM209 225H211L210 223H209ZM158 226V225H157ZM156 226V227H157ZM160 226H161V224H160ZM159 227V226H158ZM196 227V226H195ZM205 227V226H204ZM208 227V226H207ZM27 228V227H26ZM28 228V229H29ZM206 228V227H205ZM209 228V227H208ZM213 228V226L211 227V230H213L214 228H215V230H216V232L215 233H217V232H219V231H217V228L218 227H216V226H214V228ZM241 228V227H240ZM27 229V230H28ZM116 229V230H115ZM152 229V228H151ZM157 229V228H156ZM202 229V230H201ZM201 229H199L198 231H199V234H208V236H206V237H208V238H210L209 237V235H211L212 236V232L213 231H208V229H203V228H201ZM242 229V228H241ZM115 230V231H114ZM195 230V229H194ZM214 230V231H215ZM219 230V229H218ZM238 230H240V229H238ZM158 231H159V235H154V236H159V237H155V238H152V239H154L155 240V243L157 242V243H159V244H161V246H165L166 245V247L167 246H169V248H170V251H169V253H167L166 255H164V254H162V253H160L159 251H158V253H157V251H154V252H156V254L154 255V253H152V254H149V256H151V259H150V257H145V258H138L137 260H136V262H135V264H177V258H176V254H175V249L176 248H178V247H176L177 245H176V243H178V242H187V241H182L181 239H184V240H187V239H185V238H183V237H181L180 238V236H179V232H178V230L177 229H175V230H171V229H169V228H166V227H162L160 230L158 229ZM180 231V230H179ZM104 232V233H103ZM115 232V233H114ZM118 232V231H117ZM129 233H130V235H131V232H132V229L131 230H129L128 231ZM128 232H126L127 234H128ZM181 232V231H180ZM237 232V231H236ZM139 233V232H138ZM157 233V232H156ZM214 233V232H213ZM215 233L213 234V235H215ZM118 234V233H117ZM123 234H125V233H123ZM132 234H133V236H134V233L132 232ZM136 234H137V232H136ZM135 234V235H136ZM140 234V233H139ZM138 234V235H139ZM158 234V233H157ZM237 234H238V232H237ZM107 235V234H106ZM129 235V234H128ZM138 235H136V236H138ZM194 235V234H193ZM203 235V236H204ZM216 235H219L218 233L216 234ZM215 235V236H216ZM239 235V234H238ZM93 236V235H92ZM124 236V235H123ZM135 236V237H136ZM182 236V235H181ZM196 236H198V237H201V236H199L198 235V233H197V235ZM202 236V238H204ZM222 236V235H221ZM236 236V235H235ZM30 237V238H29ZM95 237V236H94ZM127 237V236H126ZM139 237V236H138ZM138 237H136V240L138 239ZM205 237V238H206ZM223 237V236H222ZM221 237V238H222ZM237 237V236H236ZM29 238V239H28ZM125 238V237H124ZM128 238V237H127ZM187 238V237H186ZM211 238H213V237H211ZM217 238V237H216ZM218 238H219V236H218ZM221 238H219V239H221ZM238 238V237H237ZM236 238V239H237ZM21 239V238H20ZM30 239H31V241H30ZM198 239H200V238H198ZM123 240V239H122ZM122 240H120V241H122ZM135 240V239H134ZM144 239H142V241H143ZM153 240V241H154ZM179 240H181V241H179ZM213 240V239H212ZM215 240V239H214ZM213 240V241H214ZM22 241L23 240H21V243H20V245L21 244H24V241H23V243H22ZM95 241V240H94ZM93 241V242H94ZM141 240L139 241V243L138 244H134V245H141L143 242H142ZM149 241H150V239H149ZM149 241H147V242H149ZM91 243V244H94V243ZM136 242H138V240L136 241ZM135 242V243H136ZM141 242V243H140ZM151 242V241H150ZM149 242V243H150ZM221 242V241H220ZM17 243H19V242H17ZM40 244V243H39ZM131 244V243H130ZM151 244V243H150ZM186 244V243H185ZM19 244H18V246H17V249H21L22 247H24V246H20ZM31 246H32V244H30ZM154 245V244H153ZM156 245V244H155ZM158 245V244H157ZM21 248H20V247ZM235 247L237 248V249H239V245L236 243L235 244ZM157 248V247H156ZM241 248V247H240ZM14 249V248H13ZM16 249V248H15ZM61 250V249H60ZM169 250V249H168ZM179 250V249H178ZM41 251V250H40ZM88 251V250H87ZM38 252H39V250H38ZM73 252V251H72ZM176 252H178L177 250H176ZM181 252L184 254V252L181 250ZM4 253V252H3ZM36 254V253H35ZM50 254V253H49ZM68 254H69V252H68ZM182 254V255H183ZM186 254V253H185ZM70 255H72V254H70ZM181 255V254H180ZM178 256V255H177ZM185 256V255H184ZM83 257V256H82ZM34 258H35V256H34ZM33 258V259H34ZM134 258V257H133ZM136 258V257H135ZM36 259V258H35ZM183 260H184V258H182ZM249 259V258H248ZM79 260H80V258H79ZM109 260H111V259H109ZM113 260V259H112ZM135 261V260H134ZM32 263V262H31ZM71 263V262H70ZM114 263V262H113ZM121 263V262H120ZM191 263V262H190ZM56 264H59V263H56ZM263 264H264V262H263Z\"/></svg>",
	"mask_w": 264,
	"mask_h": 264
}]
</instances>
